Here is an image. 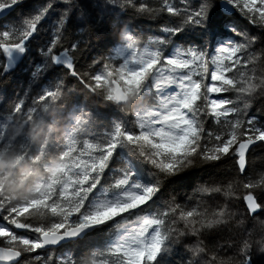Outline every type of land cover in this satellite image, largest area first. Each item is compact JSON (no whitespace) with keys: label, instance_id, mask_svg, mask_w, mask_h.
Wrapping results in <instances>:
<instances>
[{"label":"snow or ice","instance_id":"obj_1","mask_svg":"<svg viewBox=\"0 0 264 264\" xmlns=\"http://www.w3.org/2000/svg\"><path fill=\"white\" fill-rule=\"evenodd\" d=\"M18 75L0 264H264V0H0Z\"/></svg>","mask_w":264,"mask_h":264},{"label":"trees","instance_id":"obj_2","mask_svg":"<svg viewBox=\"0 0 264 264\" xmlns=\"http://www.w3.org/2000/svg\"><path fill=\"white\" fill-rule=\"evenodd\" d=\"M82 2L87 4L89 0H82ZM20 79L22 77L18 75L6 89H0V97L5 95L8 98L13 97L15 91H18L17 84ZM4 103H6V100L0 98V109H2ZM59 130V127H54L51 132L56 133ZM37 132H39V135H37ZM25 135L29 140L39 144L41 138L49 136V133L45 132L43 125H40L34 131L25 132ZM19 155L20 151L17 146L8 149L0 147V163L3 164V167L0 168V183L9 194L21 199L30 194L34 187V181L42 175V171L39 167L31 164L27 158L17 161Z\"/></svg>","mask_w":264,"mask_h":264},{"label":"clouds","instance_id":"obj_3","mask_svg":"<svg viewBox=\"0 0 264 264\" xmlns=\"http://www.w3.org/2000/svg\"><path fill=\"white\" fill-rule=\"evenodd\" d=\"M37 135H39V132H37ZM2 167H3V164L0 163V168H2ZM9 190L11 191L12 189L10 188Z\"/></svg>","mask_w":264,"mask_h":264}]
</instances>
